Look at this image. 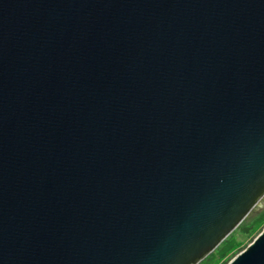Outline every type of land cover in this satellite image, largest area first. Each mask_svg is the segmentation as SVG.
<instances>
[{"label":"water","instance_id":"obj_1","mask_svg":"<svg viewBox=\"0 0 264 264\" xmlns=\"http://www.w3.org/2000/svg\"><path fill=\"white\" fill-rule=\"evenodd\" d=\"M263 195L264 0H0V264H197Z\"/></svg>","mask_w":264,"mask_h":264},{"label":"trees","instance_id":"obj_2","mask_svg":"<svg viewBox=\"0 0 264 264\" xmlns=\"http://www.w3.org/2000/svg\"><path fill=\"white\" fill-rule=\"evenodd\" d=\"M245 218L236 227L240 233H249L252 229L255 228L257 224L264 222V207L250 221H246ZM237 244L238 240L236 239L235 235L233 233H230L197 264H209V262H214V260H221ZM224 261L225 258L222 259L220 264H225Z\"/></svg>","mask_w":264,"mask_h":264},{"label":"rangeland","instance_id":"obj_3","mask_svg":"<svg viewBox=\"0 0 264 264\" xmlns=\"http://www.w3.org/2000/svg\"><path fill=\"white\" fill-rule=\"evenodd\" d=\"M264 207V195L258 200L255 206L250 210L245 218L246 221H250L262 208ZM264 227V222L259 223L252 229L249 233H240L237 228H234L231 233H233L238 240V244L230 250L224 257L226 264L236 253L242 250L246 245L253 240V238L262 230ZM222 258V259H224ZM221 260H214V262H209V264H220Z\"/></svg>","mask_w":264,"mask_h":264}]
</instances>
